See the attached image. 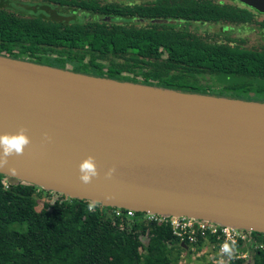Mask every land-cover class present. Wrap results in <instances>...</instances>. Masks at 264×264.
Masks as SVG:
<instances>
[{"label": "water", "instance_id": "1", "mask_svg": "<svg viewBox=\"0 0 264 264\" xmlns=\"http://www.w3.org/2000/svg\"><path fill=\"white\" fill-rule=\"evenodd\" d=\"M234 1L264 15V0ZM21 130L30 143L0 166L8 186L264 235L262 102L0 56V136Z\"/></svg>", "mask_w": 264, "mask_h": 264}, {"label": "trees", "instance_id": "2", "mask_svg": "<svg viewBox=\"0 0 264 264\" xmlns=\"http://www.w3.org/2000/svg\"><path fill=\"white\" fill-rule=\"evenodd\" d=\"M42 1H54L57 10L81 9L113 21L78 18L66 23L52 20L48 5L46 12H36L42 17L29 16L16 11L14 1L0 0V56L116 81L264 103V38L250 47L247 39L223 32L225 23L249 22L250 15L240 7L214 0ZM194 24L221 30L199 31ZM207 77L219 85L207 86ZM38 193L48 200L58 197L27 184L8 186L0 175V264H176L173 249L206 248L201 240L180 243L167 226L114 220L96 207L90 211L87 201L61 197L50 204L38 200ZM250 245L243 248L250 253L248 259L234 257L229 264H264V248L256 251Z\"/></svg>", "mask_w": 264, "mask_h": 264}, {"label": "built area", "instance_id": "3", "mask_svg": "<svg viewBox=\"0 0 264 264\" xmlns=\"http://www.w3.org/2000/svg\"><path fill=\"white\" fill-rule=\"evenodd\" d=\"M94 210L91 205L90 211ZM105 211V209L103 210ZM108 215L120 221H141L143 223H152L160 226H167L172 230L173 236L176 237L180 243L188 242L192 245L197 244L200 240L204 241L205 246H213L220 252L222 256H227L229 251H234L235 254L231 258L248 259L249 251L239 253L238 250L252 243V233H246L240 230L222 227L216 224L188 219L184 217L168 218L154 214L136 213L134 211H127L121 209H110ZM257 251L264 248V243L250 245ZM230 258V260H231ZM230 260L226 263L229 264Z\"/></svg>", "mask_w": 264, "mask_h": 264}, {"label": "flooded vegetation", "instance_id": "4", "mask_svg": "<svg viewBox=\"0 0 264 264\" xmlns=\"http://www.w3.org/2000/svg\"><path fill=\"white\" fill-rule=\"evenodd\" d=\"M17 6L16 11L18 12H22L23 14L26 15H42V12L36 13V10H33L35 8V5L38 4L39 5H48L52 10H55L56 12H61V18L59 17H53L51 15H49V17L52 20H57V21H63L66 23H72L74 21H78V18L83 19L84 21H89V22H93L96 20H103L106 22H111L113 20L110 19V17H100L98 15H94V14H89L86 13L85 11H82L81 9L78 10H69L68 8H66V10H57V7L55 6V2L54 1H47V4H43L45 2H43L42 0H32L33 3L32 5H30L29 1H21V0H13ZM218 4L220 5H232V6H236V7H240L243 11L247 13L248 15H250L251 19L249 20V22L244 23L243 25H237L235 24L234 26H231L232 23L228 22L224 24V30L223 32H225L226 34H229L232 38L234 39H247L248 40V44L250 47L252 46H256L258 44V41H261L262 38H264V15L259 13L258 11L254 10L253 8H250L244 4H241L237 1L234 0H227V3H222V2H218ZM65 9V8H63ZM42 17V16H41ZM63 17H71L72 19L67 20V19H62ZM196 25V24H194ZM214 26V25H211ZM263 42V41H262ZM161 51H164L163 49H161ZM163 58H167L166 54H163ZM105 64L109 65V63L105 62ZM139 71V68L136 69ZM223 87L220 86L218 87V89H222ZM106 214L108 215L110 211V209H105ZM263 235L260 234H255L251 236L252 239V243H260L261 241L264 240V237H262ZM228 256V255H227ZM226 258V257H225Z\"/></svg>", "mask_w": 264, "mask_h": 264}, {"label": "rangeland", "instance_id": "5", "mask_svg": "<svg viewBox=\"0 0 264 264\" xmlns=\"http://www.w3.org/2000/svg\"><path fill=\"white\" fill-rule=\"evenodd\" d=\"M2 1V0H1ZM5 2V0H3ZM7 1H11V0H7ZM13 1V0H12ZM21 1H29L30 2V5H32L33 2L32 0H21ZM40 1V0H39ZM113 1H123V2H127V1H134V2H144L146 0H113ZM149 1H154V0H149ZM216 2H222V3H227V0H214ZM12 4H15L14 2H12ZM10 6V4H7ZM34 5V4H33ZM6 8V7H4ZM15 8H17V6H15ZM8 9V8H7ZM12 10V8H10ZM33 10H36V12L38 11H44L46 12V6H42V5H39L36 4L35 5V8ZM49 13L51 14V16L53 17H59L61 18L60 16L57 15L56 11L55 10H48ZM67 19V20H70L72 19L71 17H63L62 19ZM191 27L193 28H198L199 31H206V30H211L215 33L219 32V30H221V27L220 26H201V25H192ZM47 66V65H46ZM207 81H203L204 84H206L207 86H212V85H219V83H217V81L215 79H211V77H207L206 78ZM39 197H38V200H42L43 202L45 201H49L50 204H53L55 201L59 200V196H54L53 198H51V200H48L49 197H47L46 195H39V193L37 194ZM41 198V199H39ZM42 208V206L40 205L39 206V210ZM142 240L145 244L148 243V237L145 236V237H142ZM216 247L213 248V246H209L207 245L206 248H195L194 246H191V248L188 250V251H182V250H178L180 252H178L176 249H173L172 251V255L173 257L175 258V261H176V264H228L226 262H228L232 256V254H235V250L234 251H229L228 252V256H222L220 254L219 251H216ZM239 253H244L246 251H243L242 249L241 250H238ZM182 252V253H181ZM190 252V253H189ZM189 253V254H188Z\"/></svg>", "mask_w": 264, "mask_h": 264}, {"label": "clouds", "instance_id": "6", "mask_svg": "<svg viewBox=\"0 0 264 264\" xmlns=\"http://www.w3.org/2000/svg\"><path fill=\"white\" fill-rule=\"evenodd\" d=\"M30 143L28 136L23 130L13 135L0 136V166L7 163V159L13 155L22 154L24 148ZM81 180L88 183L90 179L96 176L95 163L89 158L81 165Z\"/></svg>", "mask_w": 264, "mask_h": 264}, {"label": "crops", "instance_id": "7", "mask_svg": "<svg viewBox=\"0 0 264 264\" xmlns=\"http://www.w3.org/2000/svg\"><path fill=\"white\" fill-rule=\"evenodd\" d=\"M217 251V250H216Z\"/></svg>", "mask_w": 264, "mask_h": 264}]
</instances>
